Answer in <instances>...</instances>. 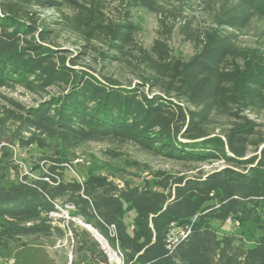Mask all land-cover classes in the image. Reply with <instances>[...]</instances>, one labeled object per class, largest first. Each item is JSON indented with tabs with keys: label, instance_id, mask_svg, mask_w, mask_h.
Wrapping results in <instances>:
<instances>
[{
	"label": "trees",
	"instance_id": "1",
	"mask_svg": "<svg viewBox=\"0 0 264 264\" xmlns=\"http://www.w3.org/2000/svg\"><path fill=\"white\" fill-rule=\"evenodd\" d=\"M75 1L0 0V87L42 96L31 106L6 97L8 106L0 107V163L19 170L14 150L30 145L42 155L34 172L19 180L6 185L0 176V231L58 238L71 232L88 260L108 264L88 229L72 221L61 226L51 216L68 207L69 216L96 229L124 264H264V136L248 115L264 106V64L250 58L243 71L230 64L239 35L254 19L264 23V0H209L210 24L198 32L188 59L174 55L163 38L150 49L137 46L129 13L100 27L81 18L74 27L88 42L105 39L123 55L131 47L140 51L147 73L136 86L76 68L48 44L52 31L39 23L34 7L59 9ZM128 4L150 10L161 5ZM50 88L57 92L50 94ZM218 117L229 121L221 133L209 130ZM106 140L189 163L225 165L124 185L103 175L81 177L74 166L78 149ZM228 218L242 231L221 230ZM174 222L190 230L176 242Z\"/></svg>",
	"mask_w": 264,
	"mask_h": 264
},
{
	"label": "rangeland",
	"instance_id": "2",
	"mask_svg": "<svg viewBox=\"0 0 264 264\" xmlns=\"http://www.w3.org/2000/svg\"><path fill=\"white\" fill-rule=\"evenodd\" d=\"M209 0H159L161 4L156 10L146 7L128 6V0H76L61 8L34 7L39 23L47 24L51 29L48 44L58 49V54L66 58L68 64L75 63L76 68L87 69L98 77L105 75L118 80L124 86H136L146 74L140 51L129 48L127 54H119L108 45L105 39L87 41L74 26L82 18H90L100 27L107 20L120 21L128 13L136 25L137 46L150 49L157 38H163L176 56L188 59L195 52V42L198 32L210 24ZM119 56L118 59L106 56ZM261 60L264 64V23L254 19L237 40V51L230 56L231 66L243 71L248 59ZM146 92L150 86L143 88ZM154 92H160L154 88ZM50 94L57 92L56 88L48 90ZM6 97L14 98L26 106H31L42 99L41 95L33 94L23 87L9 89L0 87V107L8 106ZM248 115L260 124L264 136V106L253 107ZM226 117H218L209 125V130L221 133L228 124ZM41 152L36 145H30L22 150H14L13 159L20 165L14 171L7 163H0V176L6 185L20 179L21 175L34 172L33 166L41 162ZM43 163V162H42ZM222 160L203 164L189 163L163 155H156L138 145L113 140L93 141L78 149V157L74 166L81 177L103 175L124 185L126 180L132 183L151 180L156 174L161 176L195 175L200 171L210 172L224 166ZM74 172V171H73ZM68 207L53 213L56 223L68 228L70 222L88 229L98 240L103 251L108 255V264H124L117 249L92 226L78 218L69 216ZM220 222L215 221V225ZM254 229L253 224H249ZM221 230L233 229L241 232V228L224 223ZM44 237L40 235H21L7 237L0 231V264H94L88 260L70 237ZM11 238V239H10ZM15 240L9 243L8 240ZM247 241L252 234L247 231Z\"/></svg>",
	"mask_w": 264,
	"mask_h": 264
},
{
	"label": "built area",
	"instance_id": "3",
	"mask_svg": "<svg viewBox=\"0 0 264 264\" xmlns=\"http://www.w3.org/2000/svg\"><path fill=\"white\" fill-rule=\"evenodd\" d=\"M226 222L228 224H232V225H239V222L233 220L232 218H228L226 220ZM173 226H175V229H173L172 230V233H171V240H172V242H176L178 239L185 238L189 234V232H190L189 228H179V227H176V222L173 223ZM111 230L112 231H115V227L114 226H111Z\"/></svg>",
	"mask_w": 264,
	"mask_h": 264
},
{
	"label": "water",
	"instance_id": "4",
	"mask_svg": "<svg viewBox=\"0 0 264 264\" xmlns=\"http://www.w3.org/2000/svg\"><path fill=\"white\" fill-rule=\"evenodd\" d=\"M262 147H263V146H262ZM262 147H261V148H262Z\"/></svg>",
	"mask_w": 264,
	"mask_h": 264
}]
</instances>
